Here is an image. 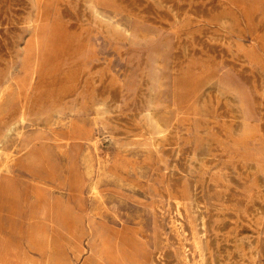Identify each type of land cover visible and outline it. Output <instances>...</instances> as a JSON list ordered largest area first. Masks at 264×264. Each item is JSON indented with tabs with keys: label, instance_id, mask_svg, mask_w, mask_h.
<instances>
[{
	"label": "rangeland",
	"instance_id": "374dc122",
	"mask_svg": "<svg viewBox=\"0 0 264 264\" xmlns=\"http://www.w3.org/2000/svg\"><path fill=\"white\" fill-rule=\"evenodd\" d=\"M263 246L264 0H0V264Z\"/></svg>",
	"mask_w": 264,
	"mask_h": 264
},
{
	"label": "bare ground",
	"instance_id": "6f19581e",
	"mask_svg": "<svg viewBox=\"0 0 264 264\" xmlns=\"http://www.w3.org/2000/svg\"><path fill=\"white\" fill-rule=\"evenodd\" d=\"M61 36H63L61 33H59V37H61ZM78 57V56H77ZM84 71V70H83ZM108 73V72H107ZM110 73V72H109ZM67 74V73H66ZM101 74V73H100ZM102 74H103V76H104V73L102 72ZM75 75V74H74ZM92 77V76H91ZM61 78V77H60ZM60 78H58V79H60ZM79 78V77H78ZM114 78H115V76H114ZM62 79V78H61ZM74 79V78H73ZM101 79H102V77H101ZM112 79V78H111ZM57 80V79H56ZM97 80H98V78H97ZM106 80V79H105ZM114 80H116V79H114ZM58 81V80H57ZM86 81H88V80H86ZM90 81V80H89ZM88 81V82H89ZM101 81V80H100ZM103 81V80H102ZM118 81V80H117ZM72 82V81H71ZM73 82H76V80L75 81H73ZM91 82V81H90ZM89 82V83H90ZM109 82V81H108ZM70 83V82H69ZM52 84V83H51ZM56 84V83H55ZM54 84V85H55ZM76 84V83H75ZM92 84V83H91ZM67 85H68V83H67ZM74 85V84H73ZM78 85V84H77ZM87 85H88V83H87ZM90 85V84H89ZM101 85V84H100ZM108 85V84H107ZM57 86V85H56ZM98 86V85H97ZM51 87V86H50ZM100 87V86H99ZM104 87H105V85H104ZM103 87V88H104ZM116 88H119L118 90H119V92H120V88H121V85L120 84H118L117 85V87ZM46 90V89H45ZM49 90V89H48ZM52 90V89H51ZM50 90V91H51ZM67 90H69V89H67ZM66 90V91H67ZM92 90V89H91ZM95 90V89H94ZM110 90V89H109ZM86 91V90H85ZM35 92H37V91H35ZM53 92H55V91H53ZM52 92V93H53ZM89 92V91H88ZM106 92V91H105ZM109 92V94H110V91H108ZM44 93V92H43ZM48 94H49V92H47ZM51 93V92H50ZM55 93H57V92H55ZM91 93V92H90ZM60 94V93H59ZM114 94V93H113ZM119 94V93H118ZM34 95H36V94H34ZM52 95V94H51ZM108 94H102V93H96V94H94L93 92L89 95L90 96V98L91 99H94V98H99L100 99V102H101V104H99V105H103V110H104V112H108V111H110V110H117L116 108L118 107V117H113V116H106L105 118H104V120H103V123H111V125L113 126V125H115V127L117 126V128H119V130H120V128H121V132H122V134H126V133H128V130H132V127H127L128 125H127V122H128V118L129 117H131V115L130 114H125V113H123V110L122 109H120L121 107L119 106L120 104H119V101H118V99H116V98H112V97H110L109 95L107 96ZM46 97H47V95H45ZM119 96V95H118ZM42 97V96H41ZM45 97V98H46ZM53 98H54V96H53ZM45 100V99H44ZM49 100V99H48ZM47 100V101H48ZM41 101V100H40ZM43 101V100H42ZM43 102H45V101H43ZM46 103V102H45ZM58 103V102H57ZM43 105V104H42ZM54 105V104H53ZM57 106V105H56ZM43 108V107H42ZM45 108V107H44ZM101 108V107H100ZM135 108H137L138 110H140V112L141 111H148L146 108L147 107H145V106H138V107H135ZM127 110V109H126ZM113 112V111H112ZM107 115H109V114H107ZM139 119V118H138ZM133 121H134V119H133ZM143 121V120H142ZM136 122H137V120H136ZM190 122V121H189ZM189 122H187V123H189ZM126 123V124H125ZM185 123V122H184ZM154 124V123H153ZM106 125V124H105ZM137 125V124H136ZM135 125V126H136ZM204 125V124H203ZM131 126V125H130ZM183 126V125H182ZM214 126V125H213ZM212 126V127H213ZM243 126V125H242ZM127 127V128H126ZM139 127V125L137 126V128ZM179 127V126H178ZM214 127H216V126H214ZM224 127H225V125H224ZM241 127V126H240ZM222 128V127H221ZM226 128V127H225ZM236 128H239V127H236ZM249 129V128H248ZM222 130V129H221ZM229 130V129H228ZM233 130V129H232ZM238 130V129H237ZM118 131V130H117ZM179 131V130H178ZM242 131V130H241ZM222 132V131H221ZM228 132V131H227ZM232 132V131H231ZM179 134H180V132H178ZM182 133V132H181ZM194 133V132H193ZM219 133V132H218ZM236 133V132H235ZM83 134V133H82ZM117 134V133H116ZM120 134V133H119ZM178 134V135H179ZM231 134V133H230ZM181 135H184V133L183 134H181ZM233 135V134H232ZM133 136V135H132ZM213 136V135H212ZM218 136V135H217ZM231 136V135H230ZM222 137V136H221ZM243 137V136H242ZM216 138V137H215ZM218 138V137H217ZM231 138V137H230ZM237 138V137H236ZM224 139V138H223ZM215 142H216V140H215ZM227 142V141H226ZM185 143V142H184ZM196 143V142H195ZM194 143V144H195ZM224 143V142H223ZM203 145V144H202ZM206 145V144H205ZM220 145V144H219ZM218 146V145H217ZM180 147H182V146H180ZM218 147H220V146H218ZM217 147V148H218ZM213 149V148H212ZM226 149V148H225ZM227 150V149H226ZM222 151V150H221ZM225 151V150H224ZM176 165V164H175ZM182 174V173H181ZM177 183V182H176ZM103 189V188H102ZM168 204V203H167ZM199 204V203H198ZM178 206V205H177ZM209 206V205H208ZM173 207V206H172ZM178 208V207H177ZM178 213V212H177ZM215 229V228H214ZM201 231V230H200ZM194 242V241H193ZM195 244V243H194ZM264 247V246H263ZM155 262V261H154Z\"/></svg>",
	"mask_w": 264,
	"mask_h": 264
}]
</instances>
